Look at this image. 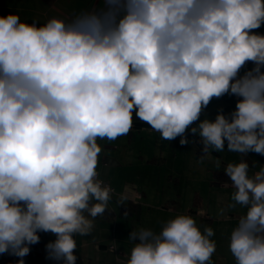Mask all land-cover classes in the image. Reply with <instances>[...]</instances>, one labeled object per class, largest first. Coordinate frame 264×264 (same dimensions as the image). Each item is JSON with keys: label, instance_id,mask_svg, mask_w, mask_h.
<instances>
[{"label": "clouds", "instance_id": "clouds-1", "mask_svg": "<svg viewBox=\"0 0 264 264\" xmlns=\"http://www.w3.org/2000/svg\"><path fill=\"white\" fill-rule=\"evenodd\" d=\"M99 5L43 23L0 16V255L25 264L39 233H50L47 259L76 264V237L92 234L115 194L100 179L98 141L127 136L138 119L160 142L198 137L197 164L225 146L240 157L223 165L232 191L217 216L243 210L228 252L233 264H264V165L253 171L245 159L264 156V0ZM225 96L234 110L205 115ZM128 199L120 193L118 203ZM214 236L179 212L159 231L132 229L117 264H215Z\"/></svg>", "mask_w": 264, "mask_h": 264}, {"label": "crops", "instance_id": "crops-1", "mask_svg": "<svg viewBox=\"0 0 264 264\" xmlns=\"http://www.w3.org/2000/svg\"><path fill=\"white\" fill-rule=\"evenodd\" d=\"M99 5V0H0V16L2 15H7L8 13H14V14H19L22 20H25L27 22H32L33 20L38 21L39 23H43L46 21V19L52 17V16H63V17H70L74 13H78L81 10L85 9H91L93 7H98ZM260 33L264 34V26H262L260 29H258ZM249 67H252V65H249ZM235 97H230V96H225L221 98L220 100H213L211 104L208 106V108L205 110V115H207L209 118L214 119L215 115L217 114V111L219 109H223L225 113H228L232 110H234L235 107ZM204 117L202 116L201 119ZM135 131H148L150 133H155L151 130H133L132 133L128 134V137H130L133 132ZM158 134V133H156ZM188 139L194 140V137L192 134L187 133ZM179 137H177L175 140L168 142V141H162V149L159 151L153 152V156L157 155H162L164 159H167L166 155H169L174 159L176 162L175 167H173L172 171L173 172H178L182 173L181 171L184 169L182 167V164L186 160L187 157H190V155H194V157L199 158L201 155H203L201 149L197 147L196 144L189 143L187 146H189L191 149H184V145H180L179 143ZM163 144L168 147L169 152L163 151ZM112 147V145H111ZM157 147V146H156ZM181 148V149H180ZM111 151V150H110ZM168 153V154H167ZM190 153V154H188ZM137 154L142 158L143 156L147 157L148 154L144 151H138ZM124 157H128V155H124ZM219 157L222 161V167L223 165L227 164L229 161H238L240 157L231 152H227V147L225 146V152L221 153H216L213 152L212 156H209L208 159L211 160L213 164H215V158ZM109 159H111L113 166L111 165L108 168V164L105 160H103L100 163L98 171L100 172V176L102 179L108 181L113 189L115 190V196L113 197L112 201H116L118 203V196L120 193H126L129 197V199L126 202H131L133 204L139 205L141 203H145V198L142 197L141 194L138 192H135L131 187L127 186L126 184L119 185L117 181L115 180L114 177V172L115 169L118 167L116 164L119 162V156L118 155H111L109 154ZM153 160L155 157H152ZM245 159L248 161L250 168L253 167V162H256L257 165L253 169V171H258L259 170V165H264V156H261L256 153H249L245 157ZM207 160V159H206ZM105 164V165H104ZM183 168V169H182ZM207 172L208 169L207 167L204 168ZM216 169V168H214ZM210 172L212 180L214 182H211L212 186H208L206 189H200L202 186L198 187L196 186V191L193 188V197L197 193L201 199H196L198 202L197 207H193V205L187 207V211L191 212L192 210L196 211L195 216H203L200 221L203 219H208L206 223L202 221L200 224H208L211 225L213 223L218 224V231H216V235L218 238H214L217 242V251L215 255L213 256L214 259L217 261L215 264H233V259L228 252L227 249V239H228V233L230 232L231 228L235 225V220L238 217L239 213L242 212V209H237L234 211H231L228 213L227 218L225 217H218L217 216V211L220 207L224 206L228 202V197L232 191L231 187H224L223 186V181H218L217 179H214L213 177V170ZM223 171V170H222ZM200 174V173H199ZM118 190V191H116ZM223 192H226V198L223 199ZM217 193L216 200H213L212 206L209 207L210 200L207 199V194L214 195ZM215 198V197H214ZM207 199L205 202L206 208H201L199 209V206L203 203V201ZM220 199V200H219ZM195 200L194 198L192 199ZM111 202V201H110ZM179 205L181 203L179 202ZM112 208L109 206V210ZM158 211L166 214H176V209H171V208H165L163 204L160 207H157ZM113 214L110 216L115 217V212L111 210ZM186 211V210H185ZM210 211V213L208 212ZM114 215V216H113ZM101 219H106V220H111L106 218L105 216L101 217ZM232 224L231 227H227V222ZM204 222V223H203ZM225 225L223 227H220L221 225ZM101 227H106L104 224ZM100 229V228H99ZM101 230H104L102 228ZM40 235V242L35 245H31V251L30 254L27 255L24 259L32 262H37L39 264H61L62 262H57L53 261L50 259H47V252H46V244L47 241H50L48 234L47 233H39ZM102 234L98 232V234H95L92 232L90 236H84L80 237L77 236L76 238H89L88 240L82 239V241H78L77 239V262L76 263H84L87 260H91L93 264H101V260L104 258L111 259V255L114 256V262L117 264V256L121 260L126 258V253L125 252H120L116 253L113 251H110V247L113 245H105L102 243L103 240L106 239V237H95V236H101ZM105 236V235H103ZM90 238H92V241H90ZM55 239L54 236H51V241ZM116 240V238H113ZM93 247L95 253L93 257L89 253V249ZM10 257H15L11 255L5 254L4 258L7 259ZM18 258V257H17ZM113 258V257H112ZM6 261L3 264H6ZM3 262V261H2ZM112 263V262H111ZM110 264V263H108Z\"/></svg>", "mask_w": 264, "mask_h": 264}, {"label": "rangeland", "instance_id": "rangeland-1", "mask_svg": "<svg viewBox=\"0 0 264 264\" xmlns=\"http://www.w3.org/2000/svg\"><path fill=\"white\" fill-rule=\"evenodd\" d=\"M137 121L139 120L137 119L136 122ZM98 142L103 147V151L100 154V163L105 160L109 168L111 165H114L111 159L108 158L109 154L118 155L119 162L116 164L118 167L114 172L115 180L119 185L126 184L131 187L135 192H138L145 198V203L137 205L135 211L127 215L120 213L119 204L116 201H111L109 206L112 208L111 210L116 213L115 217L111 220H102L101 217L97 218L93 233L98 234V232H100L102 234L101 236L95 237H106V239L102 241L103 244L115 245V250L113 252H125L127 254L130 251L132 244L127 238L132 229L148 227L152 228L154 231H159L161 225L174 216L158 211L157 207H160L169 200H176L181 203V205L178 204L176 213L188 212L187 207L192 205L193 188L195 191L197 189L196 186H202L200 189H206L209 185L212 186L211 182H214L210 172L216 167L210 159L205 160L203 164H197V158L194 157V155H190L182 164L184 169L182 168L183 170L180 174L172 171L173 167L177 166V161L175 162L170 154L166 155L167 159H164V157L158 153L153 156V152L162 149V141L160 142L159 134L150 133L148 131H135L130 137L127 135L112 142L107 140H100ZM187 145H184V149L186 147V149L190 150L191 148ZM168 149L169 148L163 144V151L169 152ZM138 151H144L148 156H143L141 158L139 154H137ZM124 155H128V157L125 158ZM152 157H155L153 161H151V159H153ZM206 167L210 169V172L209 170L206 172L204 169ZM226 195V192H223V199L226 198ZM208 196L209 198L207 199L211 202L209 203L210 207L214 205L213 200H216L217 193L215 196L207 194V197ZM207 199L203 201L199 209L206 208L205 201ZM208 212L210 213V211ZM192 215L195 216V214ZM196 217L197 222L202 223L203 220H200L203 216ZM204 222L206 223V221ZM104 224L106 227H101ZM226 224L227 227L232 226L230 221ZM224 225L225 223L220 227ZM211 226L215 229V236L213 238H218L216 235V231H218L219 227L218 224L213 223ZM102 228H104V230H101ZM47 234L51 241V236L53 235L50 233ZM113 238H116V240L114 239L113 241ZM76 239L82 241V239L88 240L89 238ZM50 241H47V243ZM90 241H92V238H90ZM111 248L113 247L111 246ZM89 253L93 257L95 251L92 246L89 249ZM4 256L5 254L0 255V264L6 261ZM114 256L115 255H111V259H102L100 261L101 264H116V262H114ZM213 260L215 262L217 261L214 258Z\"/></svg>", "mask_w": 264, "mask_h": 264}, {"label": "trees", "instance_id": "trees-1", "mask_svg": "<svg viewBox=\"0 0 264 264\" xmlns=\"http://www.w3.org/2000/svg\"><path fill=\"white\" fill-rule=\"evenodd\" d=\"M148 127H149V125L141 123L140 121H137L135 126H134V128H133V130H141V129L150 130ZM132 131L130 133H132ZM194 140L197 141V143H195L197 145V147H199L201 149L202 146L199 144V138L198 137H194ZM151 161H153V159H151ZM213 177H214V179H217L218 181L220 180V181H223V182H227L229 180V178L224 174L222 169H219V170L218 169H214L213 170ZM193 198L195 200H193L192 205H193V207H197L198 202L196 201V199H201V198H200V196L197 193L194 195ZM178 204H179V202L176 201V200L175 201L174 200H169L168 202L164 203L163 206L165 208L176 209ZM135 209H136V204H133L131 202H125L124 205H120L119 204L120 213L127 212L128 214H130L131 212L135 211ZM191 213L192 214H196V211L192 210ZM111 214H113V212L111 210H108V212H106V214L104 216L106 218H108V219H112V217L110 216ZM203 221H208V219L207 220L203 219ZM18 259L19 258H17V257H10V258L7 259L6 264H16ZM25 264H39V263L25 260ZM76 264H93V263L91 262V260H87L84 263H76Z\"/></svg>", "mask_w": 264, "mask_h": 264}, {"label": "built area", "instance_id": "built-area-1", "mask_svg": "<svg viewBox=\"0 0 264 264\" xmlns=\"http://www.w3.org/2000/svg\"><path fill=\"white\" fill-rule=\"evenodd\" d=\"M105 165V164H104ZM100 179H102L101 178V176H100ZM102 180H104V179H102ZM106 183H109L108 181H106V180H104ZM110 184V183H109ZM115 195V194H114ZM110 249H112L111 247H110Z\"/></svg>", "mask_w": 264, "mask_h": 264}]
</instances>
